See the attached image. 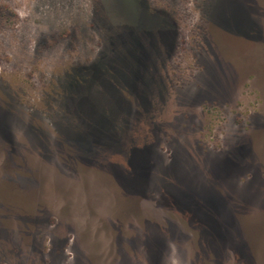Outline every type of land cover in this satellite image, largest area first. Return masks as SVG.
<instances>
[{
	"label": "rangeland",
	"instance_id": "obj_1",
	"mask_svg": "<svg viewBox=\"0 0 264 264\" xmlns=\"http://www.w3.org/2000/svg\"><path fill=\"white\" fill-rule=\"evenodd\" d=\"M0 264H264V0H0Z\"/></svg>",
	"mask_w": 264,
	"mask_h": 264
},
{
	"label": "trees",
	"instance_id": "obj_2",
	"mask_svg": "<svg viewBox=\"0 0 264 264\" xmlns=\"http://www.w3.org/2000/svg\"><path fill=\"white\" fill-rule=\"evenodd\" d=\"M81 72H82V71L80 70V71H79V75H80V77H81ZM79 79H80V78H79ZM79 79H78V80H79ZM75 81H77V80H75Z\"/></svg>",
	"mask_w": 264,
	"mask_h": 264
}]
</instances>
